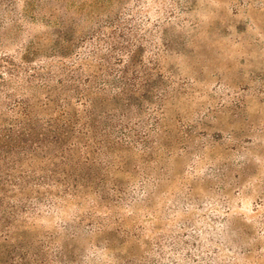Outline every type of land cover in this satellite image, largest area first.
<instances>
[{
  "label": "rangeland",
  "instance_id": "374dc122",
  "mask_svg": "<svg viewBox=\"0 0 264 264\" xmlns=\"http://www.w3.org/2000/svg\"><path fill=\"white\" fill-rule=\"evenodd\" d=\"M14 3L0 23V52L33 44L43 54L71 27L108 44L137 43L139 57L158 55L173 95L165 123L186 151L172 157L171 178L151 201L117 210L127 233H150L139 254L154 264H264V0ZM73 209L13 221L0 233V264H40L37 241L56 236ZM159 242L164 257L148 249ZM81 243L94 247L90 264H119V249L103 248L119 233Z\"/></svg>",
  "mask_w": 264,
  "mask_h": 264
},
{
  "label": "trees",
  "instance_id": "16d2710c",
  "mask_svg": "<svg viewBox=\"0 0 264 264\" xmlns=\"http://www.w3.org/2000/svg\"><path fill=\"white\" fill-rule=\"evenodd\" d=\"M14 7L0 0V23ZM136 44L67 27L43 54L33 44L0 52V233L74 208L37 241L40 264H90L94 247L81 241L105 232L119 233L103 245L119 249V264H154L138 252L150 233H127L117 210L151 201L186 149L165 123L173 95L158 55L139 57ZM163 246L148 249L164 257Z\"/></svg>",
  "mask_w": 264,
  "mask_h": 264
}]
</instances>
